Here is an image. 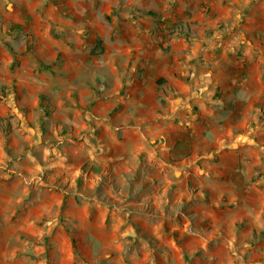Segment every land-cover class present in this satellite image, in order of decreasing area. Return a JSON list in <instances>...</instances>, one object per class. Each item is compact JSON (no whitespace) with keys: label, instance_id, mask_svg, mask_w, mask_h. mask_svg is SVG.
I'll return each mask as SVG.
<instances>
[{"label":"rangeland","instance_id":"obj_1","mask_svg":"<svg viewBox=\"0 0 264 264\" xmlns=\"http://www.w3.org/2000/svg\"><path fill=\"white\" fill-rule=\"evenodd\" d=\"M247 33L263 57H246L261 65L264 0H0V264H264V212L251 221L236 217L232 200L210 189L217 183L204 175L213 151L247 127L185 160L187 153L174 154L170 122L155 133L152 124L142 129L141 150L130 151L112 123L121 100L118 83H109L99 98L114 106L97 125L89 108L84 113L99 135L82 153L83 137L62 127V115L45 120L54 109L43 95L16 89L65 64L116 66L122 78L133 67L136 76L147 57L162 56L190 90L207 86L209 100L191 101L186 114H229L236 106L231 94L244 80L234 48ZM96 38L102 52L92 55ZM224 63L230 66L223 77ZM255 77L258 104L246 116L260 128L264 69ZM223 91L227 108L212 100ZM172 93L163 91L160 101L170 103L164 97Z\"/></svg>","mask_w":264,"mask_h":264},{"label":"crops","instance_id":"obj_2","mask_svg":"<svg viewBox=\"0 0 264 264\" xmlns=\"http://www.w3.org/2000/svg\"><path fill=\"white\" fill-rule=\"evenodd\" d=\"M246 36L252 40L248 33L242 34L238 45L234 48L235 55L238 57L236 62H239L237 67L235 66L236 74L237 71H242L244 80L240 82L239 87L237 86L236 93L231 94L232 103L236 106L231 108L229 114H214L211 110L203 111L197 114L198 116L186 114L185 112L190 109L191 101L209 100V95H204L202 91V88L207 89V86L194 91L190 90L189 82H185L180 74H175L164 66L166 59L162 56L154 57L153 61L151 57H147L146 65L140 67V73L136 76L133 75L135 72L133 67L122 78L116 66H110V69H107L91 64H65L54 67V71H59L58 74L53 73L52 70H45L40 80L27 82L25 86L21 83L20 88L17 86L16 89L20 96L24 93L22 90L24 87L28 93L33 91L34 95H43L44 103L54 109L52 118L47 117L45 120L49 122L55 120L56 116L62 115L59 117L62 127L71 128L74 133H79L83 137L80 141L82 153L91 152L95 148L91 138L95 137L93 134L99 135L98 131L96 132L98 126L95 127L96 129L89 126L90 121L88 123L86 120L88 116L84 113L89 108L91 113L89 118L97 125L99 114L114 106L113 101L99 98L100 87L102 90L109 91L110 87L107 86L116 82L118 88L114 89V94L119 95L121 102L116 114L112 117V123L123 131L121 135L124 137V144L130 151L141 150L147 141L146 133L142 129H153L150 127L152 124L155 125L152 132L155 133L163 132V124L170 122L167 125L170 126V132L167 135L170 138L169 141L175 143L174 154L183 157L187 153L185 160L199 148L219 147L220 140L227 143L229 139L226 135L231 137L229 132L233 128L246 129L247 127L245 131L238 132L240 135L228 147L213 151V158L207 163L208 170H205L204 175L217 183L208 184L210 189L217 191L222 199L232 200L231 207L235 209L233 212L236 217H246L251 221L254 216L264 212V125L260 128L253 125L251 128L250 122L248 124L250 116L246 114L252 105L258 104L256 96L259 82L255 76L258 69L261 71L262 68L264 69V63L258 67L247 59L246 56L249 55L263 57V52L256 45L253 46ZM227 54L230 53L227 52ZM150 62L155 64L149 65ZM229 66L226 63L219 64L223 77L229 72ZM211 74L210 72L204 81L211 83ZM99 78L103 81L100 82ZM159 78L165 79L166 84L156 90L155 81ZM77 83L81 88L77 86ZM203 84L207 85L206 82ZM167 89H172L175 94L164 97L170 103L160 101L161 93L167 92ZM214 94L216 96L212 100L225 104L227 108L224 91L222 96L219 92ZM220 108L223 107L220 106ZM239 114H242L241 117ZM45 126L46 128L54 127L52 123ZM88 128H90L89 133L85 132ZM199 128L207 129L206 135L200 136ZM260 137L263 139L260 140ZM183 169V167L179 169V177Z\"/></svg>","mask_w":264,"mask_h":264},{"label":"trees","instance_id":"obj_3","mask_svg":"<svg viewBox=\"0 0 264 264\" xmlns=\"http://www.w3.org/2000/svg\"><path fill=\"white\" fill-rule=\"evenodd\" d=\"M148 14L153 15L154 12L148 11ZM100 44H101V39L100 38H96L95 44L92 47V49L90 50V54H92V55L100 54L102 52V47L100 46ZM155 84H156V90H159L160 87H162L164 84H166V80L163 79V78H159V79H157L155 81ZM2 88H3V86H2ZM236 228H238V229L241 228V224L238 223ZM253 234H255V231H253ZM185 257L188 258V259L190 258L186 253H185Z\"/></svg>","mask_w":264,"mask_h":264}]
</instances>
